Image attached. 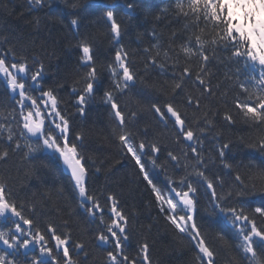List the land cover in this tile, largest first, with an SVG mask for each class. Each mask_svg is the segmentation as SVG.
Segmentation results:
<instances>
[{
    "label": "snow or ice",
    "instance_id": "6c2138e0",
    "mask_svg": "<svg viewBox=\"0 0 264 264\" xmlns=\"http://www.w3.org/2000/svg\"><path fill=\"white\" fill-rule=\"evenodd\" d=\"M28 3L40 9L48 0H28ZM118 5H123L129 15L136 8L135 0H114L105 12L112 41L118 45L110 62L97 65L98 51L88 36L77 41L79 66L84 69L82 86L72 88L77 113L85 114L94 99L101 72L106 71L110 84L103 92L102 102L110 107L111 134L119 142L122 155L134 161L166 221L192 243L196 264H216L217 257L194 218L201 188L209 196L213 210L229 221L238 238L239 257L231 259L229 264H264V172L260 174L261 186L258 188L253 180L251 190L239 174L235 176L242 186L235 195H258L262 200L260 206L251 210L243 204L229 206L233 192L224 189L222 177H209L207 167L211 158H206L203 152L204 141L216 127L215 116L219 114L212 102L227 105L230 94L231 109L223 113L227 125L239 119L252 127H264V0H172V14L185 22L183 39L177 42L178 34L173 32L164 42L153 31L155 42L142 50L145 71L159 70L161 75H169L163 82L148 85L164 97L162 102L151 101L149 110L165 127L172 125L178 151H168L167 157L175 169L183 170L184 174L177 178L168 175L165 164L158 163L161 152L158 143L137 139L131 125L139 112L126 111L127 105L120 102L121 96L145 81L135 67L134 54L120 43L122 24L113 10ZM71 7L77 9L79 4L73 3ZM34 25H39L38 19ZM71 25L78 29L79 20L73 18ZM221 53H227V57ZM214 62L226 63L223 79L217 78L213 71ZM45 72L43 62L36 57L30 62L29 56L17 54L12 48L0 51V81L17 105L9 114L11 119L5 116V122H0V162L7 163L12 153L24 149H27L23 151L24 159L39 152L55 154L69 173L80 207L102 226L94 240L97 247L109 246L105 248V264H152L147 242L139 244L135 256L125 251L130 239V218L119 197L90 191L92 168L99 173L104 161L97 166L92 157L85 155L84 136L72 132L71 116L61 107L56 89L43 86ZM34 92L38 95H33ZM147 133L144 129L145 137ZM250 146L264 152V136ZM228 148L229 143L218 148L225 169H231L224 161ZM155 170L165 174L163 185L156 182ZM101 195H104L103 204ZM26 213L35 214L36 205L18 202L7 178H0V245H3L0 264H81L78 258L81 253L87 257L86 243L73 241L71 231L61 230L51 222L41 230L34 215ZM8 222L12 226L5 229L3 225ZM63 225L68 229L69 221L65 220ZM218 239L223 240V235Z\"/></svg>",
    "mask_w": 264,
    "mask_h": 264
},
{
    "label": "trees",
    "instance_id": "16d2710c",
    "mask_svg": "<svg viewBox=\"0 0 264 264\" xmlns=\"http://www.w3.org/2000/svg\"><path fill=\"white\" fill-rule=\"evenodd\" d=\"M73 3H78L79 7L73 9ZM113 3L114 0H48L45 7L37 9L32 8L28 0H4L0 4V51L12 48L17 54L29 56L30 62L32 57L43 62L46 69L43 86L45 89H56L61 107L71 116L72 132L82 133L84 136L82 148L85 155L92 157L97 166L100 161H104L99 173L92 168L90 191L117 195L121 207L130 218V239L125 251L135 256L139 244L147 242L152 264H196V250L192 243L166 221L134 161L122 155L119 142L111 134L113 120L110 107L102 102L103 92L110 84L106 71L101 72L94 99L89 102L85 114L80 116L74 106L76 97L72 88L82 86L81 77L84 73V69L79 66L77 41L80 37L88 36L92 39L98 51V66L106 65L114 58L118 45H114L112 41L110 24L105 17V12ZM135 4L136 8L131 15L127 14L123 5H118L113 10L122 24L120 43L134 54L132 58L135 67L145 84L138 83L127 95L120 97V102L127 105L126 111L131 109L139 112L137 120L131 125L137 139L158 143L161 147L158 163L165 164L168 175L177 178L184 174L183 170L175 169L167 157L168 151H178L172 125L169 123L165 127L149 110L151 101L162 102L164 97L148 85L155 81L163 82L169 79V75H161L159 70L145 71L142 50L155 42L151 35L153 31L164 42L171 38V33L176 32L179 42L183 39L185 22L172 14V0H135ZM73 18L79 20L78 29H73L71 25ZM37 19L39 25L35 26L34 21ZM221 55L227 57V53ZM212 68L217 78L223 79L227 71L226 63L214 62ZM78 80L81 81L80 84L76 83ZM33 95H38V92ZM231 98L232 94L228 97L227 105L212 102L219 109V114L215 116L216 127L204 141L203 152L206 158H211L207 167L209 177H222L224 189L230 188L233 192V198L228 201L229 206L243 204L246 209L251 210L260 206L262 200L258 195L237 197L235 194L242 186L235 181V176L239 174L249 185V190L253 180L258 188L261 186L264 152L250 144L264 136V127H252L239 119L235 124L227 125L223 120V113L231 109ZM16 108L15 99L0 81V122H5V116L10 120L9 114ZM189 115L191 116V110ZM144 129L148 130L146 137ZM223 143H229V148L225 149L224 161L231 165V169L223 167L218 155V148ZM23 151L12 153L7 163L0 162V178H7L18 202L36 205L35 214H26L34 215L36 225L41 230L51 222L61 230L71 231L73 241H84L88 255L84 257L81 253L78 257L81 264H105V248L109 246L97 247L94 240V235L102 226L80 207L79 197L57 156L50 152H39L24 159ZM153 175L156 182L163 185L165 174L155 170ZM104 195L100 196L102 204ZM197 199L194 218L217 252L216 264H229L231 259L239 257L236 247L239 241L235 230L225 217L213 210L204 188L200 189ZM105 218H108L107 213ZM65 220L69 221L68 229H64ZM11 226V222L3 225L5 229ZM220 235H223V240L218 239Z\"/></svg>",
    "mask_w": 264,
    "mask_h": 264
},
{
    "label": "water",
    "instance_id": "95a60500",
    "mask_svg": "<svg viewBox=\"0 0 264 264\" xmlns=\"http://www.w3.org/2000/svg\"><path fill=\"white\" fill-rule=\"evenodd\" d=\"M62 163V162H61ZM62 166H63V168H64V170L68 173V171H67V169L64 167V165L62 164ZM69 174V173H68Z\"/></svg>",
    "mask_w": 264,
    "mask_h": 264
}]
</instances>
